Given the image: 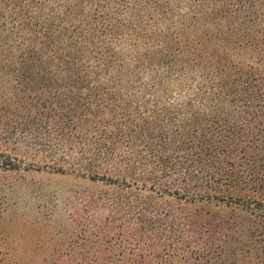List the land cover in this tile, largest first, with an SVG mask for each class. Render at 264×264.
I'll list each match as a JSON object with an SVG mask.
<instances>
[{
    "label": "trees",
    "instance_id": "obj_1",
    "mask_svg": "<svg viewBox=\"0 0 264 264\" xmlns=\"http://www.w3.org/2000/svg\"><path fill=\"white\" fill-rule=\"evenodd\" d=\"M31 171L84 182L96 250L57 259L264 264V0H0V173Z\"/></svg>",
    "mask_w": 264,
    "mask_h": 264
},
{
    "label": "rangeland",
    "instance_id": "obj_2",
    "mask_svg": "<svg viewBox=\"0 0 264 264\" xmlns=\"http://www.w3.org/2000/svg\"><path fill=\"white\" fill-rule=\"evenodd\" d=\"M82 184L44 172L0 173L8 197L0 217V264H77L75 258L57 259L52 252H95L83 245L87 236L65 205L69 189Z\"/></svg>",
    "mask_w": 264,
    "mask_h": 264
}]
</instances>
